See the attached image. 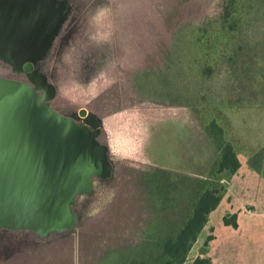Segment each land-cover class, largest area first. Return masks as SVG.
Instances as JSON below:
<instances>
[{"label":"rangeland","instance_id":"374dc122","mask_svg":"<svg viewBox=\"0 0 264 264\" xmlns=\"http://www.w3.org/2000/svg\"><path fill=\"white\" fill-rule=\"evenodd\" d=\"M225 3L226 0H176L153 55L138 63L132 61L136 64L133 68L121 67L127 62L117 61V67L114 65L107 73L92 74L89 83L80 84L71 77L61 82L53 104L66 110L86 108L99 114L104 124H114L110 138L117 153L116 176L108 179L107 186L95 190L88 204V216L81 218L83 223L76 236V256L83 261L84 254H88L86 264H93L99 245H107V238L102 235L108 229L115 244L121 242V247L115 249L116 257L110 256V264H122V260L124 264L149 248L159 256L161 244L181 224L187 198L171 187L164 196L168 181L155 172L188 171L195 176L206 173V166L213 161L215 152L202 138L203 126L187 105L186 99L193 96L192 101L202 97L209 116L215 110L212 97H217L222 110L217 103L216 115L221 122L231 120L227 137L240 154V170L247 175L235 184L225 182L227 191L230 186L232 191H226L220 206L210 214L184 264H192L199 256L211 259L213 239L208 241L209 237L217 233L225 238L235 232L234 226L224 223L225 216L237 212L240 228L248 227L251 233L264 227V174L260 175L249 161L251 155L264 148V106L249 104L255 94L264 99V89L259 90L264 84L263 72L260 83L253 79V67L261 64L258 51L264 45V25L251 46L246 66L232 68L220 59L210 63L213 69L208 72L204 59H213L222 48L214 31L222 28ZM0 76L17 78L11 66L2 61ZM190 79L199 86L190 89ZM239 98L246 103L237 102ZM107 137L101 140L106 143ZM234 194L241 195L237 211ZM250 203L255 209L252 214L248 212L253 207H243ZM124 231L126 235L122 234ZM54 234L45 245L31 251L34 245L30 244L0 264H62L61 259L68 263L63 254L70 251L74 234ZM48 254L52 255L45 259Z\"/></svg>","mask_w":264,"mask_h":264},{"label":"water","instance_id":"95a60500","mask_svg":"<svg viewBox=\"0 0 264 264\" xmlns=\"http://www.w3.org/2000/svg\"><path fill=\"white\" fill-rule=\"evenodd\" d=\"M68 12L66 0H0V61L17 76H0V228L68 231L76 240L78 196L117 167L99 138L102 117L48 103L58 92L40 66Z\"/></svg>","mask_w":264,"mask_h":264},{"label":"trees","instance_id":"16d2710c","mask_svg":"<svg viewBox=\"0 0 264 264\" xmlns=\"http://www.w3.org/2000/svg\"><path fill=\"white\" fill-rule=\"evenodd\" d=\"M221 22V30L219 32L215 30L214 34L218 33L217 39L221 41L222 48L213 59H204L208 72L213 69L210 63H217L220 59H224L232 68L245 64L251 46L257 40L258 35H261L260 28L264 25V0H226ZM205 32H207V29ZM260 50L258 56L261 64L253 67L256 68L253 75L254 83H260L259 80L262 77L260 74L262 72L264 74V45L260 46ZM260 85L259 90H263L264 84ZM251 98L249 104L264 106L263 97L261 98L255 94ZM213 102L211 103L213 104ZM237 102L246 103L242 98H239ZM226 128L225 124L219 123L215 119L206 124L205 131L208 140L214 147L215 156L204 176H191L186 173H172L169 171L155 172L164 175L168 181L163 193L164 196L167 191L169 192L170 187L173 191L183 193L186 196L185 215L173 234L161 244L162 253L159 256L149 248L134 259H128L126 264L185 263L200 233L207 225L210 214L218 208L227 191V183L225 182L229 181L230 177L241 167L236 146L227 137ZM249 161L259 173L264 174V148L251 155ZM155 190L159 189L156 188ZM223 221L226 225L238 226L236 213L230 217L225 216ZM213 238V236H210L208 241ZM210 263V258L199 256L192 264Z\"/></svg>","mask_w":264,"mask_h":264},{"label":"flooded vegetation","instance_id":"af4514ba","mask_svg":"<svg viewBox=\"0 0 264 264\" xmlns=\"http://www.w3.org/2000/svg\"><path fill=\"white\" fill-rule=\"evenodd\" d=\"M66 1L69 7L68 16L62 25L60 32L57 34L46 59L40 66L41 72L46 76L48 82L54 85L57 92H59L61 82L67 77H71L80 84L84 81L89 83L91 82L92 74H105L109 69H112L118 61L111 48L107 46L100 48L93 47L82 39L83 28L87 19L93 14L98 5L101 3H107L108 0ZM115 67H117V65H115ZM41 94L44 95V92H41ZM55 98L48 103L60 113L67 115L70 111H76L66 110L53 104ZM113 125L112 122L109 126L107 123L104 124L99 138L101 140L104 136H108L106 144L109 146L110 159L112 163H115L117 153L113 150L110 138ZM94 183L95 188H93V191L88 194L79 195L74 205V210L80 218L88 216L87 208L93 193L95 190L107 186L109 180L96 178ZM55 235L56 234H52L43 237L29 229L13 230L0 228V261H6L7 258L16 252L25 251L30 247V244L34 245L31 246L30 249L31 251H34L41 244L45 245L49 242Z\"/></svg>","mask_w":264,"mask_h":264},{"label":"clouds","instance_id":"9594fccd","mask_svg":"<svg viewBox=\"0 0 264 264\" xmlns=\"http://www.w3.org/2000/svg\"><path fill=\"white\" fill-rule=\"evenodd\" d=\"M176 0H108L87 19L82 39L93 47L111 48L121 67L133 68L153 55L162 27ZM115 82V81H113Z\"/></svg>","mask_w":264,"mask_h":264},{"label":"crops","instance_id":"0c3cea01","mask_svg":"<svg viewBox=\"0 0 264 264\" xmlns=\"http://www.w3.org/2000/svg\"><path fill=\"white\" fill-rule=\"evenodd\" d=\"M189 85H190L189 87L191 89L194 87H198L199 83L192 81V79H190ZM192 86H194V87H192ZM192 99H195V96H193V98H191V99L190 98L186 99L187 105L192 110V112L195 113V116L197 117L196 121L201 122V124L203 126V131H202L203 140L205 142H209V144L212 146V148L214 150L213 145L210 143V141L207 138V133L205 131L206 124H208L209 122H211L215 119L219 123H223L226 126H229L230 124L228 122L231 123V120L229 121L228 119H225L224 122H221L218 119V117L216 115V111H217L216 110L217 109L216 104L218 101L215 100L216 99L215 96L213 97L214 102L212 104L214 106L215 110L212 111L210 116H209L208 111H206L204 109L207 107V105H205L203 103V101H201L202 97L200 98V100H198L199 102L197 100L192 101ZM218 109L222 110L220 103H218ZM201 113H206V115L201 114ZM214 152H215V150H214ZM238 156L240 157V154ZM249 156L250 155H248L247 158L245 157L246 160H248ZM245 158L243 160H245ZM211 163L206 166V168H207L206 171L209 170ZM241 166H242V161H241ZM240 169H241V167L238 169V171L234 175H232L230 177V185L237 183L241 177L242 178L246 177L247 174H244V171H242ZM168 170L175 171V169H168ZM186 172H188V171H186ZM186 172L183 171V173H186ZM186 174L190 175V173H186ZM204 174H205V172H199V174L195 175V176L201 177V176H204ZM260 175H262V174L260 173ZM257 183L260 184L261 180L257 181ZM229 191H232L231 186H230V188L228 187L227 192H229ZM234 195L236 196L235 198H237V202L235 203V207H236V205L238 206L237 203H238L241 195H236V194H234ZM245 206L253 207L251 212L247 211L249 214L250 213L252 214L254 212L255 209H254V206L252 205V203L245 204L243 207H245ZM237 209L238 208L236 207V211H237ZM241 210H242V208L239 209V212H241ZM236 214H237V221H238V213L236 212ZM262 215L264 217V212H262ZM227 226H231V225H227ZM240 227L241 226L239 225V222H238V226L235 227L236 228L235 232L230 233L225 238H222V237L220 238L219 234H217V233L215 234V236L213 238V242L211 244L213 251H212V257H211V263L210 264H264V229H263L264 227L258 228V230H255L252 233L248 232V227H246V228H240ZM122 234L126 235L125 231ZM102 236L107 238V245H105V247H103L102 245H99L97 247V251L95 254V258L93 260V264H110V260H111L110 256L115 255V257H116L115 249L117 246L121 247L120 246L121 242H118V244H115L116 239L113 238V234L111 232V229H108V231L106 230V232H104V234ZM70 238H72V237H70ZM99 251L101 252V255L99 254ZM49 255L51 256L52 254L46 255L45 259ZM84 256H85V258L83 259V261H81L80 258L79 259L77 258V256H76V240H75V236H74L70 251L63 254V257L69 264H82V262H84L86 264V258L88 256V254H84ZM27 262H29V261H27ZM30 262L35 263L37 261L31 260ZM61 262H62V264L66 263V262H64L63 259H61ZM118 262L120 263L119 259H118ZM68 263H66V264H68ZM122 264H123V260H122ZM124 264H126V262H124Z\"/></svg>","mask_w":264,"mask_h":264}]
</instances>
